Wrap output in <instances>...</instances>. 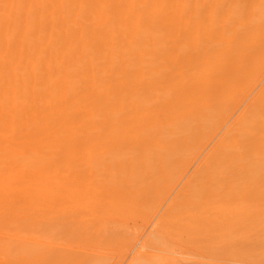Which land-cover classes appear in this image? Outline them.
Masks as SVG:
<instances>
[{
	"label": "rangeland",
	"instance_id": "374dc122",
	"mask_svg": "<svg viewBox=\"0 0 264 264\" xmlns=\"http://www.w3.org/2000/svg\"><path fill=\"white\" fill-rule=\"evenodd\" d=\"M13 1H15V3L11 0H0V11L2 10L4 15H0V36L2 35L0 37V44H2L5 41L4 38L7 37L9 48L5 50L7 56H5V51L0 50V53L3 52L5 54L3 55L4 59L1 57L3 60V63H1L6 64L7 67L9 57L13 53L16 54V48H19L21 55H23V57L21 56L22 59L20 58L22 62L19 60L21 65L17 62V65H19H15L17 68L14 67L16 71L21 72L22 75L20 74V76L23 77L26 74L28 75V77L26 75L24 78L26 80L24 85L26 84L25 90L30 93H23L24 91L19 93V91L22 90L14 91V94L11 93L15 88H12L13 90L11 91V89H8L11 87L10 85L12 84L13 87H16L14 83H12L13 80H11L10 85L8 84L9 80H7L8 85H5L7 86L6 91V87L4 86V84H6L5 78L14 76L12 73L16 71L14 67L11 69L8 66L6 69L5 66L3 68L0 66V71H3L2 73L4 74L8 70L7 75H9L6 76L5 73V76L2 78L3 75H1L2 73L0 72V101L4 103V108H10L8 106L12 100L18 99L19 101L17 97L22 98L25 96V99H28H26L28 102H26V105H29V107L25 109V105V107L23 106L24 108L21 107L22 104L25 103H20L21 109L19 111V107L17 108L18 102L16 101L14 104L12 101V114L7 108H5L6 111L3 109L6 114H11H8L10 115V119L8 116H5V119H3L4 117H0L3 119L0 120V264H264V168H258L257 170L260 172L259 173L256 170L259 166L258 164V166L255 165L256 167L254 169V166L251 167L253 164L261 163V161L264 160V5L261 6V4H259L260 0H247L250 1L248 6L246 5L247 2L244 6L241 1V5L247 10L245 12L244 9V13L241 15L242 17L237 19H232L233 17L227 18L226 15L229 14L233 6L235 8L237 1L240 3V0H229L232 2V4L229 5L226 0H197V2L189 0L188 3L186 2L184 4L180 3L181 1L165 0V4L163 3L158 7L155 4L152 6L148 5V8L145 6L144 11L147 15L150 13L152 15L153 13L155 15H161L164 11L176 14L184 13L182 19L184 22L182 24L186 23L187 29L190 28V30L193 29L197 31L195 37L200 40V43H202V38L209 35V39L212 40H209L210 44L216 46L214 51H209L205 54L200 51H198V53H193L195 50L190 51V58L185 62L182 61V63L178 64L175 68L171 67L169 63H165L167 68L166 75L160 78L153 88V91L157 90V92L152 94L154 92L151 90L150 92L152 93H149V95L148 93L145 94V96L148 97H145L147 100L138 103L139 101L134 102L135 99L131 101L130 96L132 95H126L127 92L128 94L131 93V91L129 92L131 84H136L138 81L116 80L117 77L115 78L114 75L115 72L121 74L129 73L128 77L137 79L143 77L140 74L141 72L145 75L143 78H146V75L149 73H146L145 65H147L150 56L155 54V52L149 55L150 49H148L145 55L138 57L140 51L127 50L124 46L128 44L124 43L122 40L116 41L118 45L122 43L123 58L119 57L120 59L116 58L114 60L117 66V69L114 71L109 70L110 67L108 66L109 60H112L110 54L113 51H110V49L108 50V48L104 49L103 47V50H99L97 55L94 56L93 61L102 66L101 72L96 73L101 76H107V79L105 78L103 81L100 80L101 82L96 79V81L99 82L95 83L96 81L91 74H94V72L89 71L93 69L86 68V82L83 83L85 86L87 84L91 93L96 89L95 92L97 91L98 95L101 94L107 99V102H109L111 106H108L107 103L106 105L104 104V108H101L100 100V103L97 101L95 104H98L97 106H99L102 111L108 110V114L105 112L108 118H103V114L105 113L103 112L102 114V111L99 110V112H101H97L99 113L97 115L99 118L96 119L97 122L95 117L92 121V117L89 115V111H93L92 106H95L94 102L92 104V101L100 97L98 98L96 96L97 93H93L97 97L94 98V95L90 93L91 96H93V100L91 101V99H89L91 96L88 95L90 90L87 86L84 88L85 86L82 87L81 85V89H78V92L75 91L77 92L76 96L74 92L72 94L74 97H72V95V98L69 97L71 92L67 90L69 94H64L66 92H62V94L64 96L68 95L67 97L71 99L67 100V98L64 99L65 97L58 96L60 100H64L60 101L58 98H54L58 99V102H55V100L52 102L55 104L50 105V108L55 106L58 108L61 107L60 109H62L63 107L66 109L64 112H67V108L71 109L72 107L73 109L75 106L72 112L69 110L70 112L65 113H71L72 115L68 114L71 117L65 115L63 110L59 111L64 114L63 118L65 120L62 119L64 124H61L62 121L59 123L60 119L57 121V110L52 109L49 111L47 109L48 107L42 103V100L48 95L46 89V93L42 90L48 88L52 83L50 82L47 87H41L43 84H46V82V85H48L49 82L48 80H45V83L43 80L40 82L44 74H38V72H41V68L38 64L40 69H37V65L34 67L36 68L37 75L34 72L35 69L33 70L31 67H25V60H23V58H26V47L24 45L26 42L28 43L29 40L25 42V40L20 41L19 39L20 35H22V31H24V26L22 27V22H24L25 19L24 16L27 17V13L30 12L34 19L37 18L35 19L36 21L33 20V22L37 23L38 21L45 25L44 38L47 37L48 34L53 35H49V39L45 38L47 42L42 40L44 39L43 37L41 38L43 34L41 36L33 34V38L29 36V38L32 39V44L30 43L29 45L33 46L36 42L35 45H38L39 52H41L42 49L44 54L49 52L48 49H50L49 47L44 49L43 45H45V43L46 47L55 44L53 47H56V49H58V46L64 48L66 47L65 39L67 35L69 33L73 34V38L75 37V39H77L78 36L76 31L79 29L77 30V28L74 27L75 24L72 26L71 23L68 22L69 25L67 27L73 32H66V34H64L66 30L64 31L63 27L67 24L60 30L58 29L61 27H58V25H55L57 27L50 25L52 30H56L55 34L58 33V35L56 34L58 39H56V37L53 38L55 35L53 34L54 30L52 31L53 33H48L50 31L48 26L50 22L53 23L56 19V14H58L59 17V10L57 11V8L61 5L60 3L58 7L53 5L56 10L54 9V11L52 7V11L50 12H54L51 16L55 18H50V21H48L49 19L46 18H49L50 13L46 17L47 14H44V10L43 12H39L42 7L38 8V4H35L36 1L34 2L36 7L34 5H31L32 8L31 6L29 7L33 12L28 10L29 12L27 13V5L24 6L25 8L22 7L18 12L15 9H11L13 4H17L18 2V0ZM68 1L63 0L64 4H67ZM110 2L106 3L103 9H105V11L107 10V13L110 11L109 14L111 13L113 15L111 12L113 2ZM80 4H83V2ZM212 4L215 7L224 6V12L208 14ZM226 5L227 7L230 6L229 9H227ZM83 6L84 5H82V7ZM133 11L134 8H125L122 10L123 13L129 14L131 23L136 21L132 15ZM7 12L11 15L7 14ZM15 12L16 14L22 12V16L19 17L20 19H17V24L16 20L13 19L14 22L11 21L15 16ZM23 12L27 14V16L23 15ZM259 12L262 19L260 18V14H258ZM248 13H250V16L246 17L249 15ZM252 14L253 17H251ZM40 19L42 21H40ZM51 19L53 20L51 21ZM26 20L32 22L30 19ZM58 20L59 18L56 19L55 24H60ZM235 20H237V23ZM29 21L28 24L25 21L24 25L25 23L30 25ZM226 23L233 25L235 28L233 29L234 31L238 30V28H236V24H238L240 29L235 33H242L244 35L241 36V38L240 36L238 38H235V36L234 39L231 38L233 35L231 31L225 28L227 27L225 25ZM14 26L16 27L14 28ZM85 26L89 25L85 24ZM20 27H22V29ZM29 27L25 26V28L28 29ZM221 27L224 28L222 29ZM246 27L251 29L249 30ZM2 28H4L7 33L8 31L12 32L13 29L16 30L17 32L15 31V33H13L14 38H12L9 33H5L6 36L3 37L2 32L5 31ZM242 28H246L247 30H243ZM65 29L68 28L65 27ZM18 30H20V32ZM26 31L29 33L27 29ZM245 31H247V33ZM182 34L185 36H182L181 33L177 35V39L179 38L178 40L180 42H182V39L189 41L193 37L183 32ZM25 35L28 36L27 33ZM26 36L21 38H26ZM72 36L71 40H73ZM116 36L117 37L114 39L117 40L119 36ZM188 37H190V39ZM50 38L53 40H50ZM54 40L57 41L52 42ZM22 42L25 43L22 44ZM113 42L114 40L112 43ZM247 42L248 44H253L254 47H259L260 45L262 50L258 47H256L257 49L252 47L256 53L258 52L257 54H253V50L250 47L248 51L250 53H248L243 50V48L247 46ZM47 43L49 44L47 45ZM232 44L233 46H231ZM1 47L0 45V48ZM229 47L235 50L237 47L239 53L237 55L232 54L231 57L226 53L228 49L231 50ZM72 49L73 48H71V50ZM62 51L63 53L68 52L66 48ZM235 55L237 57H235ZM0 56H2V54ZM230 59H235L236 61L232 60L231 62ZM237 60H239V64ZM53 62L58 63L54 60ZM53 62L51 61L49 63L52 65V69L51 65L48 67L51 74L54 77H61V75L56 73L58 66L56 67ZM138 63L141 65L138 66ZM142 63L144 65H142ZM129 64H131L130 68L128 67ZM70 66L66 68V74H71V72L74 71V65ZM71 69L73 71H70ZM140 69H142V71H140ZM215 69L217 71L222 69L221 71L223 72L219 71V73H216ZM225 70L227 73L224 72ZM69 74L65 76L69 77ZM218 74H222V79L218 78ZM211 75L213 78L209 79ZM35 76H38L40 83L37 82L38 78ZM14 77H16L17 81L20 78L19 75ZM26 77L29 78L28 82ZM33 77L35 79L37 78L36 82L37 86L40 87L39 89L42 88L41 92H37L38 87L35 89L37 90L36 94L38 98L34 91L32 89L30 90L33 83V81L30 80H34ZM54 77L53 82H56L55 79L57 78ZM62 77L61 80L60 78L57 80L68 82L70 81L68 79L73 76L65 78L67 80L64 79V76ZM148 77L149 76H147V78ZM91 78L93 80H91ZM198 78L209 80H198ZM78 79H80V77ZM118 79L123 78L119 77ZM147 80L145 81V85L149 84V78ZM19 81V84H22L21 79ZM71 81L77 82V80ZM127 81L131 83H127ZM142 81L143 80L140 82L142 83ZM124 82L126 83L124 84ZM2 83L3 85H1ZM27 83L29 90L26 88ZM121 83L122 85L124 84V87L119 85ZM16 84H18V82ZM19 84L16 89H23ZM34 84L35 80L33 87L36 86V84ZM133 85L131 87H134ZM138 85L136 88L140 87ZM126 86H128V88ZM3 87H5V89L1 90ZM75 87L73 89H75ZM90 87H94L93 90ZM150 88L152 89V86ZM116 89L119 90L117 94L115 93ZM135 89V92H133L135 94L133 96L136 97V93H138L136 90L138 91V89ZM145 90L150 89L146 88ZM2 91L4 93H2ZM31 93L32 96L34 94L35 96L33 97L37 99H31ZM162 94L164 95L163 97ZM137 95L139 96L141 94ZM167 95L171 96L168 97ZM10 96L11 98H9ZM48 97L46 98L47 100H49L51 96L49 99ZM209 97L212 98L211 101L208 100ZM145 98H143V100ZM6 99L8 101H6ZM75 99L77 100L75 101ZM21 100L23 99H20V102ZM47 100H44V103L46 102L47 104ZM50 100H52V98ZM87 100H90L89 103ZM138 100L142 99L138 98ZM168 100L169 103L166 104ZM5 102H7V104ZM83 102H85V104H82ZM31 103L34 104L35 107L31 108ZM104 103L106 102L104 101ZM48 104H51V102H48ZM86 104L88 106L89 104L92 105L89 107L92 110L87 109L88 106L85 109ZM14 105L17 106L14 108ZM95 107L93 108L95 109ZM0 108L2 109L3 106ZM30 108L31 110L29 111ZM75 108L77 109L75 110ZM1 109L0 115L3 116L2 114L4 112L1 111ZM14 109H18L19 115L18 112H13ZM22 109L26 110L25 114H22L24 113L21 112L23 111ZM97 109L95 111H97ZM212 109L214 112L211 111ZM109 110L111 111L109 112ZM208 110L210 113L207 112ZM179 112L181 113L178 114ZM185 112H188L189 115ZM97 113L93 114L96 115ZM67 116L73 122L72 126L74 131H78L79 129L78 132L72 131L73 129L71 130V125L69 123L72 122L65 125ZM89 120L90 123L91 121L93 123L95 122L96 129L93 126V130L90 129L91 124L88 123ZM109 122H116L115 125L117 129L115 125H113V128L109 127ZM172 123L174 126L171 125ZM59 124L61 126L63 125V130L64 125L69 129L64 132L63 130L59 131L58 129L61 128ZM57 126H59V128H57ZM111 128L115 129L112 130ZM177 128L179 130H177ZM183 129L186 132L183 131ZM175 130L177 132H175ZM67 131L69 135L66 133ZM172 131L174 136L172 135ZM192 131L193 133H191ZM73 132L74 134L72 135ZM164 132L167 133L165 134ZM167 134H169V136ZM70 135L73 136L72 139L74 141L70 140L72 137ZM68 136L69 139L66 138ZM110 136H114V138L116 136V138H118L114 141V138L109 139ZM141 136L148 139V142L145 143L146 146H143L144 149H141V147L140 149H135L133 143H131L130 147V144L127 145L128 141L133 142L137 141L136 139H142ZM76 137L78 139H76ZM63 138L64 141H62ZM66 139L68 141H66ZM108 139L110 143H108L109 141L106 142ZM103 141L105 143L101 144ZM60 142L62 144H60ZM63 142L65 143L63 144ZM55 143H58L59 146L55 145ZM169 143L173 144L174 149L177 147L179 149L181 148V150L178 149V151H176L178 153L182 152L180 156H178V153L176 154L172 147H169ZM150 145L154 146V148L152 146L151 148ZM178 145H180V147ZM165 146H167V148ZM156 147L158 148L156 149ZM105 149H108V152H106ZM162 149L164 151H162ZM171 149H173L176 154L174 155L176 157H172V159L174 158L172 164L170 163L172 166L169 164V167H166V169H161L160 165H164L162 160H155L157 171L154 170L155 175H151L157 180H155L153 176L152 179L150 174V176H147V173V175H143L142 173L140 177H136L140 182H135L137 171H134L133 165L131 166L127 163L121 166L118 164L119 161L121 162L122 159L125 160L129 156H134V158L140 157L144 150V152H149V154H151L152 151L153 153H156V151L158 153L159 151V153L164 152L166 154V150L169 152ZM112 150L114 151L112 152ZM116 150H118V152ZM137 153L139 154L137 155ZM113 156H115V158ZM138 158L135 159V161L137 160L136 164L144 161L143 157L142 159ZM93 159H96V161ZM111 159L112 162L113 160L114 162L110 165L108 162ZM151 162L153 165L155 164V162ZM158 162L160 163L158 164ZM262 162L264 163V161ZM128 165H130V167H128ZM157 165H159V169ZM131 167L133 169H131ZM250 168L257 171V174H259L252 173L254 171L250 170ZM160 169L163 171L161 172ZM248 172L252 174L249 175L247 174ZM141 175L144 176L146 182L143 181L144 178ZM156 175H158V177H156ZM145 176L149 177V179L146 180ZM139 178L143 180H139ZM166 186L168 187L166 188ZM137 189L140 193L137 192ZM7 247L9 249H6ZM23 250H27L28 252H24Z\"/></svg>",
	"mask_w": 264,
	"mask_h": 264
},
{
	"label": "bare ground",
	"instance_id": "6f19581e",
	"mask_svg": "<svg viewBox=\"0 0 264 264\" xmlns=\"http://www.w3.org/2000/svg\"><path fill=\"white\" fill-rule=\"evenodd\" d=\"M12 2H14L15 3V1H13V0H11ZM17 1V0H16ZM36 1V5L38 6V8H40V7H42V8H40V10H39V12L41 11V12H43V10H44V14L46 15V17L48 16V14L50 13V15H49V18H46V19H49L48 21H50V18H55V17H52L51 16V14L53 15V13L54 12H50V11H52V7H53V5L54 6H56V7H58L59 6V3L61 4L58 8H57V11L59 10V17H58V14H56L55 16H57L56 17V19L57 18H59V20L58 21H60V24H55L56 23V19L53 21V23H49V26H48V28H49V30L51 31H49L48 33H53V34H55V32H56V30H52V27H50V25L52 26V25H54L53 27H57V26H55V25H58V27H61V28H59L58 30H60V29H62V27L63 26H65V24H67L65 27L66 28H68V29H65V27H63V29H64V31H65V33L64 34H66V32H71L72 30L69 28V27H67L68 25H69V23L68 22H70L71 23V25L72 26H74L73 24H75V26L74 27H76L77 28V30L78 31H76V33H77V36H78V40L77 39H75V37L73 38V34H68L67 35V38L65 39L66 40V47H64V48H66L67 50H68V52H66L67 53V55H66V53H63V49L64 48H62L61 46H58V49H56V47H53L54 45H50V46H45L46 45V43H45V45H43L44 46V49L45 48H50V49H48L49 50V52H47V53H43L42 52V49H41V52H39L40 50H39V47H38V45H35L36 44V42L34 43V45L33 46H30L29 44L32 42L31 40V38H29V36H31L32 38H33V34H35V35H37V36H41L42 34V36H41V38L43 37L44 38V30L46 29V27H45V25L42 23V22H38L37 21V23L36 22H33V20L34 21H36L35 19H37V18H35L34 19V17H33V15H32V13L30 12V13H27V12H29V11H32V6L31 5H34L35 6V4H34V2ZM68 1V0H67ZM113 2V6H112V9H111V12L113 13V15L110 13L109 14V12L107 13L106 11H105V9H103V6L106 4V3H108V2ZM176 1H181L180 3H182V4H184V3H188V1L189 0H176ZM191 1V0H190ZM192 1H195V2H197V0H192ZM227 1V4L229 5V4H232V2H230L229 0H226ZM234 1H237V0H234ZM234 1H233V3H234ZM243 2V5L245 6V3H246V5L248 6V4L250 3V1H247V0H245V1H243V0H240V3L238 2H236V5H235V8H234V6H233V8H231V11H229V14H227L226 16H227V18H229V17H233L232 19H237V18H239V17H242L241 15L244 13V9L245 8H243V5H241L242 4V2ZM8 2V1H7ZM27 2V3H26ZM38 2V3H37ZM39 2H40V4H39ZM81 2H83V4H80ZM110 2V3H111ZM165 0H69L68 1V3L67 4H64V2H63V0H18V2H17V4H13V6L11 7V9H15L17 12L20 10V9H22V7H24L25 5H27L26 7H28L27 9H26V13L28 14V16H27V14H25L24 12V14L23 15H26L27 17H25L24 16V22L26 21L27 22V24H28V21L29 20H26V19H30L32 22H30L29 24L30 25H27L26 23H25V25H24V22H22V27H23V30L24 31H22V35H20V41H22V40H25V42L27 41V40H29L28 41V43L26 42V44L24 45L25 47H26V58H23V60H25L24 61V65H25V67H27V68H30L31 67V69L33 68V70L35 69V74L37 75V73H36V68H34V67H36V65L38 64L39 65V67L41 68H39L38 67V65H37V69H40L41 70V72H38V74H40V73H43L44 74V76H43V79H40V82L43 80V82L45 81V80H48V85H46L47 84V82H46V84H43L42 85V83H41V87H47V86H49V84H50V82L53 84H50V86L48 87V88H44V90H42L44 93H46L45 92V89L47 90V93H48V95L47 96H45V99L44 100H47L46 98L49 96H51L50 97V99L52 98V100H50L49 99V97H48V99L49 100H47L48 102H51V104H48V102H47V104H46V102L44 103V100H42L43 102V104L45 105V106H47L46 108L49 110V111H51L52 109L53 110H57V112H58V114H57V121H58V119H60L59 121V123H61V121H62V119H64L63 117H64V114L65 113H67V112H72V110H74V107H73V109H72V107H71V109L70 108H67V112H64V110H66V109H64L63 107H62V109H60V108H58V107H52V108H50L51 106L50 105H53V104H55V103H52L53 101H55V102H58V96H62V97H65L64 99H66L67 98V100L68 99H71L72 97H74V95L76 96V94H77V92L81 89L80 87H81V85H82V87L83 86H85L84 85V83L83 82H86V68L87 69H93V70H89V71H91V72H94V74L93 73H91L92 74V76H93V79L96 81V79L97 80H101V81H103L106 77L104 76V75H100V74H97V73H99V72H101V69H102V66H100V64H98L97 62H94L93 61V58H94V56L95 55H97V52L99 51V50H103V47H104V49H107L108 48V50L110 49V51H113L110 55L112 56V60H109V64H108V66L110 67L109 68V70H116L117 69V66H116V64L114 63V60L116 59V58H119V57H121V58H123V47H122V43H119V45H118V43L116 42V41H120V40H122V41H124V43H126V44H128V45H126V46H124L125 47V49H127V50H137V51H140L139 53H138V57L139 56H141V55H145V53L148 51V49H150V52H149V55L151 54V53H154L155 52V54H152L151 56H150V59H149V62L147 63V65H145V71H146V73H149L148 75H146V78H147V76H149L148 78H149V87H148V85L146 86L145 85V81L148 79H146V78H143L145 75L143 74V73H141L140 72V74L143 76V77H139V78H135V79H131L130 77H128V75H129V73H124V74H121V73H118V72H115V75H114V77L116 78L117 77V79L116 80H137L138 82L135 84V83H133V84H135V85H133V84H131V86L133 85L135 88H136V86L138 85V86H140V87H142V88H140V87H137L136 89H138V91L134 88V87H131L130 86V90H129V92L131 91V93L130 94H128V92L126 93V95H132V96H130L129 98L131 99V101H134L133 99H135V101L134 102H138V103H140L141 101H145V100H147L146 98H148L147 96H145V94H147L148 93V95H149V93H152V92H150L151 90L153 91V88H154V86H155V83L156 82H158V80L160 79V78H163V77H165V75H166V71H167V68H166V64H168L169 63V65L171 66V67H173V68H175V67H177V65L178 64H180V63H182V61L183 62H185L187 59H189L190 58V54L189 53H191L190 51H193V50H195L193 53H195V52H197L198 53V51H200L201 53H203V54H205L206 52H209V51H214V49H215V47L216 46H212L211 44H210V41L209 40H211V39H209V35H207L206 37H204V38H202L201 39V41H202V43H200V40L197 38V37H195V35L197 34V31L196 30H193V29H191L190 30V28L189 29H187L188 27H187V25H186V23H184V24H182L184 21L182 20L183 19V17H184V13H180V14H176V13H169L168 11H164V13L163 14H161V15H155L154 13H153V15L150 13V14H148L147 15V13L145 14V6H146V8H148L147 6L149 5V6H152L153 4H155V5H157V7L159 6V5H161V4H165ZM229 2V3H228ZM9 3V2H8ZM58 5H57V4ZM224 3H225V1H224ZM63 4H64V6H63ZM139 4V5H138ZM259 4H261V6L262 5H264V0H260L259 1ZM9 5H11V4H9ZM80 5H81V7H80ZM82 5H84L83 7H82ZM31 6V8L29 9V7ZM232 6V5H231ZM258 6H260V5H258ZM4 7H5V5H4ZM36 7V6H35ZM226 7H227V5H226ZM230 7V6H229ZM229 7H227V9H229ZM251 7V6H250ZM25 8V7H24ZM125 8H127V9H131V8H134V11H133V13H132V15L134 16V18H135V20L136 21H134L133 23H131V21H130V19H129V14H125V13H123L122 12V10H124ZM153 8V7H152ZM257 8V7H256ZM260 8V7H259ZM56 10V8L55 7H53V10ZM154 9V8H153ZM7 10V9H6ZM24 10V9H23ZM29 10V11H28ZM54 10V11H55ZM224 10H225V8H224V6L222 7V6H218V7H215V6H213V4L211 5V7H210V11H209V13L208 14H217V13H221V12H224ZM246 10L247 9H245V12H246ZM257 10V9H256ZM259 11V10H258ZM257 11V12H258ZM261 11V10H260ZM33 12V11H32ZM231 12V13H230ZM2 14V16H4L3 15V13H2V10L0 11V15ZM7 14H9V12H7ZM31 14V15H30ZM43 14V15H44ZM249 15L248 16H246V17H249L250 16V13H248ZM254 14V13H253ZM253 14H252V16L251 17H253ZM258 14H260V12L258 13ZM263 14V13H262ZM9 15H11V14H9ZM15 15V16H14ZM13 16V18H12V20L11 21H13L14 22V20H16V24H17V19L20 17V16H22V12H20V13H17L16 14V12H15V14H14ZM29 15H30V17L32 16L33 17V19H32V17L30 18L29 17ZM225 15V14H224ZM256 15H257V13H256ZM51 16V17H50ZM263 16V15H262ZM256 17V16H255ZM225 18V17H224ZM258 18V17H257ZM260 18H261V14H260ZM14 19V20H13ZM20 19V18H19ZM21 19H23V18H21ZM53 19H51V21L53 20ZM250 19V18H249ZM255 19V18H254ZM262 19V18H261ZM260 19V20H261ZM90 20V21H89ZM230 20V19H229ZM228 20V21H229ZM247 20H248V18H247ZM252 20V19H251ZM23 21V20H22ZM40 21H42L41 19H40ZM89 21V22H88ZM179 21V22H178ZM236 21V23H237V20H235ZM86 22V23H85ZM88 22V23H87ZM91 22V23H90ZM234 22V21H233ZM250 22V21H249ZM90 23V24H89ZM85 24H87V25H89V26H85ZM224 24V23H223ZM240 24V23H239ZM60 25V26H59ZM227 27H225L228 31H231L232 33V37H231V35H230V37L231 38H233L234 39V37L235 38H238L239 36H240V38H241V36H243L244 34H242L241 32V34H239V33H235V32H237L240 28H239V26H238V24H236L237 25V27L236 28H238V30L237 31H234L233 29H235L234 28V26L233 25H231V24H225ZM224 25V26H225ZM254 25V24H253ZM261 25H262V23H261ZM264 25V24H263ZM1 26V25H0ZM12 26V25H11ZM25 26L26 27H29V29L28 28H25ZM77 26H79V27H77ZM16 26H14V28H15ZM22 27H20L21 29H22ZM256 27V26H255ZM263 27V26H262ZM222 29L224 28V27H221ZM246 28H248V27H246ZM243 29V30H247V29ZM254 28V27H253ZM2 29H4V28H2ZM20 29V30H21ZM26 29L29 31V33L26 31ZM249 30L251 29V28H248ZM20 30H18L19 32H20ZM70 30V31H69ZM181 30H183V31H181ZM218 30V29H217ZM257 30V29H256ZM4 31L5 32H2L3 33V37L4 36H6V34H10L11 35V37L12 38H14L13 37V33H15V31L16 30H12V32L10 31H8V33H7V31L4 29ZM26 31V32H25ZM53 31V32H52ZM241 31V30H240ZM254 31V30H253ZM263 31V30H262ZM17 32V31H16ZM18 32V33H19ZM24 32V33H23ZM45 32H47V31H45ZM63 32V31H62ZM73 32V31H72ZM71 32V33H72ZM182 32L183 33H185V34H189L191 37H192V39L191 40H189V41H186V40H184V39H182V42H180L178 39H177V35L179 34V33H181V35L182 36H185L184 34H182ZM246 33H247V31H245ZM264 32V31H263ZM262 32V33H263ZM6 33V34H5ZM27 33V35L28 36H26L25 34ZM40 35H39V34ZM230 33V32H229ZM21 34V33H20ZM57 35H58V33H56ZM55 34V35H56ZM239 34V35H238ZM26 36V38H21V37H25ZM53 36V35H51V34H48V36ZM54 35V37L53 38H55L56 37V39H58L57 38V35L55 36ZM62 35H63V33H62ZM115 35V36H114ZM116 35H118L119 36V38L116 40V39H114L115 37H117ZM176 35V36H175ZM2 36V35H1ZM0 36V37H1ZM47 36V35H46ZM45 37V38H47V39H49V37ZM71 36H72V38H73V40H71ZM187 36V35H186ZM3 37H2V39H3ZM64 37H66V36H64ZM230 37H228V38H230ZM246 37V36H245ZM258 37V36H257ZM42 39V40H45L46 42H47V40L46 39ZM122 38V39H121ZM189 39H190V37H188ZM260 38V37H259ZM1 39V38H0ZM5 39V41L2 43V44H0L2 47L0 48V50L1 51H5V50H7V49H9L8 48V41H7V37H5L4 38ZM38 39V38H37ZM52 38H50V40H51ZM123 39H125V40H123ZM243 39V38H242ZM249 39V38H248ZM248 39H247V41H248ZM41 40V39H40ZM53 40V39H52ZM76 40V41H75ZM114 40V44L112 43V41ZM238 40V39H237ZM57 41V40H56ZM55 40L54 41H52V42H56ZM212 41V40H211ZM251 41V40H250ZM257 41V40H256ZM263 41V40H262ZM25 42H22V44L23 43H25ZM236 42V41H235ZM264 42V41H263ZM1 43V42H0ZM117 43V44H116ZM212 43V42H211ZM256 43V42H255ZM254 43V44H255ZM28 44V45H27ZM32 44V43H31ZM39 44V43H38ZM49 43H47V45H48ZM52 44V43H51ZM261 44V43H260ZM264 44V43H263ZM226 45V44H225ZM258 45V44H257ZM112 46V47H111ZM231 46H233V44L231 45ZM245 46H246V44H245ZM256 46V45H255ZM196 49H195V48ZM228 47V46H227ZM244 47V46H243ZM250 47L252 48V47H254L253 46V44L251 45V43H249L248 44V42H247V46L245 47V48H247V49H245V48H243V50H245V51H249V49H250ZM256 47H258V46H256ZM256 47H254V48H256ZM71 48H73L72 50H71ZM188 48H191V49H188ZM194 48V49H193ZM230 48V47H229ZM254 48H252V50L254 49ZM259 49L261 48L260 47V45H259V47H258ZM17 49V53L16 54H12L10 57H9V60L7 61L8 62V66H9V68H11V69H13V67L16 65V66H18L19 64H20V62H22L21 60H20V58H21V56L23 57V55H21V51L19 50V48H16ZM53 51H52V50ZM231 50H227L228 52H226L228 55H232V54H238L239 53V51L237 50V47H236V50L235 49H232V48H230ZM257 49V48H256ZM264 49V48H263ZM188 50V51H187ZM241 50V49H240ZM261 50H262V48H261ZM260 50V51H261ZM73 51V52H72ZM259 51V52H260ZM133 52V51H132ZM241 52V51H240ZM253 52V54H255L256 52H255V50H253L252 51ZM5 54H6V51L4 52ZM3 52L2 53H0V55L2 54V56H0V66H1V68H3L4 66L6 67V64H2L3 62V60H2V58L1 57H3V59H4V56L3 55H5ZM24 53V52H23ZM39 53H41V54H39ZM43 53V54H42ZM225 53V52H224ZM242 53V52H241ZM248 53H250V52H248ZM258 53V52H257ZM256 53V54H257ZM75 54V55H74ZM252 54V55H253ZM40 55H42V56H40ZM226 55V54H225ZM235 55V57H237ZM240 55V54H239ZM243 55V54H242ZM249 55V54H248ZM251 55V54H250ZM5 56H7V54L5 55ZM25 56V55H24ZM75 56H78V57H75ZM227 56V55H226ZM244 56V55H243ZM254 56V55H253ZM252 56V57H253ZM232 57V56H231ZM230 57V58H231ZM75 58V59H74ZM129 58V57H128ZM229 58V57H228ZM239 58V57H238ZM8 59V58H7ZM6 59V60H7ZM22 59V58H21ZM120 59V58H119ZM223 59V58H222ZM221 59V60H222ZM227 59V58H226ZM236 59V58H235ZM235 59H230L231 60V62H232V60H235ZM240 59H241V56H240ZM239 59V60H240ZM19 60H20V62H19ZM53 60L54 61H57L58 63H56V62H53ZM74 60V61H73ZM76 60V61H75ZM78 60V61H77ZM239 60H237V63L239 64ZM248 60V59H247ZM246 60V61H247ZM5 61V60H4ZM53 62V64L57 67L58 66V68H57V74L58 75H61V77H54L52 74H51V72H50V70H49V68L48 67H50V65L51 64H49L50 62ZM236 61V60H235ZM242 61V60H241ZM245 61V60H244ZM250 61V60H249ZM2 62V63H1ZM17 62H19V64L17 65ZM159 62H161V63H159ZM216 62V61H215ZM224 62V61H223ZM225 62H226V60H225ZM229 62V61H228ZM57 65H56V64ZM163 63V64H162ZM166 63V64H165ZM221 63V62H220ZM230 63V62H229ZM234 63V62H233ZM246 63V62H245ZM23 64V63H22ZM59 64V65H58ZM21 65V64H20ZM34 65V66H33ZM70 65H74V67H73V70L71 69L70 71H73V72H71V74H69V73H67V74H69V77H71V76H73V77H71L70 79H68V80H70V81H68V82H63V81H60L61 80V78H63L62 76H64V79L65 78H69V77H66L65 75H67L66 74V68L67 67H69ZM139 65H141V64H139L138 63V66ZM142 65H144L143 63H142ZM222 65V64H221ZM8 66L6 67V69L8 68ZM15 66V67H16ZM138 66H137V68H138ZM243 66V65H242ZM245 66V65H244ZM14 67V70L17 68H15ZM71 67V66H70ZM128 67L130 68L131 67V64H129L128 65ZM51 69H52V65H51ZM232 69V68H231ZM1 70V69H0ZM216 70V69H215ZM214 70V71H215ZM219 70V69H218ZM222 70V69H221ZM221 70H219V71H221ZM5 71V70H4ZM8 71V70H7ZM7 71L4 73L6 76H9V75H7ZM16 71V70H15ZM140 71H142V69H140ZM219 71H215L216 73L218 72L219 73ZM235 71V70H234ZM236 71H237V69H236ZM1 73L3 72V71H0ZM97 72V73H96ZM221 72H223V71H221ZM225 73H227L226 72V70L224 71ZM229 72V71H228ZM9 73V72H8ZM16 73V74H15ZM15 73H12L14 76H17V75H19V80L21 79V81H22V84H19V80L17 81V79H16V77H14V76H10V77H8V78H5V82H6V84H4V86L5 85H10V83H11V80H13V82L12 83H14V86H16V87H18V84L20 85V86H22L23 87V89L22 88H18V89H16V87H13V85L11 84L10 86V88H8V89H11V91L13 90V92H11V93H13L14 94V91H18V90H22V91H19V93H22L23 91V93H27V92H29V91H27V90H25V86H26V84L24 85V83H26V80L24 79L25 78V76L27 75H25V76H20V74H21V72H18V71H16ZM89 73V74H90ZM225 73H223V74H225ZM237 73V72H236ZM3 73L1 74V75H3L2 76V78L5 76ZM11 74V73H10ZM11 74V75H12ZM90 74V75H91ZM213 74H214V72H213ZM212 74V75H213ZM231 74V73H230ZM233 74H235V73H233ZM232 74V75H233ZM1 75H0V77H1ZM22 75V74H21ZM42 75V74H41ZM71 75V76H70ZM97 75H100V76H97ZM210 76L209 77V79L210 78H213V76ZM39 76V75H38ZM38 76H35V77H37L38 78ZM68 76V75H67ZM94 76H95V78H94ZM220 76V77H219ZM221 76H222V74L220 75V74H218V78L219 79H222L221 78ZM27 77H28V75H27ZM26 77V79H28L27 80V82L29 81V78H27ZM53 77L54 78H57V79H59L60 78V80H57V79H55L56 80V82H53L54 81V79H53ZM74 77H76V78H74ZM80 77V79H78ZM104 77V78H103ZM119 77H122L123 79H118ZM226 77H227V75H226ZM32 78V77H31ZM30 78V79H31ZM34 78V77H33ZM36 78V79H37ZM88 78V77H87ZM223 78H224V75H223ZM36 79L34 78V80H35V84H36V86L35 87H33V83H34V80L33 79H31L30 81H33V83H32V88H30V90L32 89L33 91H34V93H35V95L37 96V94H36V91L37 90H35L37 87H38V91L37 92H41V89H39L40 87L39 86H37V82H39V78H38V80H37V82H36ZM89 79V78H88ZM92 78H91V80H93ZM107 79V78H106ZM209 79H205V78H202V79H200V78H198V80H209ZM215 79L217 80V78L215 77ZM7 80H9V82H8V84H7ZM25 82H24V81ZM65 80H67V79H65ZM71 80H77V82L76 81H71ZM79 80V81H78ZM141 80H143L142 81V83L140 82ZM3 81H4V79H3ZM15 81H16V83L18 82V84H16L15 83ZM99 81H96L95 83H97V82H99ZM100 81V82H101ZM148 81V80H147ZM39 82V83H40ZM44 82V83H45ZM69 82H72V83H69ZM30 83V82H29ZM123 83V82H122ZM122 83L121 84H119L121 87H124V84L126 83V82H124V84L122 85ZM127 83H131V82H128L127 81ZM31 84V83H30ZM29 84V85H30ZM34 84V85H35ZM80 84V85H79ZM142 84H144V85H142ZM1 85H3V83L1 84ZM52 85V86H51ZM88 85H89V83H88ZM207 85V84H206ZM19 86V87H20ZM76 86V87H75ZM77 86H79V87H77ZM86 86H87V84H86ZM86 86L84 87V88H86ZM91 86V85H90ZM152 86V89L150 88ZM5 87H6V89H5ZM5 87H3V88H1V90L2 89H5L6 91H7V86H5ZM75 87V89H73ZM120 87V88H121ZM127 88H128V86H126ZM144 87V88H143ZM148 88V89H150V90H145L146 88ZM13 88V89H12ZM26 88H28V90H29V86H28V83H27V87ZM87 88H88V86H87ZM91 88V87H90ZM93 88L94 87H92L91 89L93 90ZM133 88V89H132ZM156 88V87H155ZM79 89V90H78ZM89 89V88H88ZM87 89V90H88ZM118 89H119V87H118ZM118 89H116V91H115V93L117 94V92L119 93V90ZM134 89L136 90V92H138V93H136V97H138V98H140V99H142V100H138V98H136L135 96H133L135 93H133V92H135L134 91ZM201 89V88H200ZM213 89V88H212ZM67 90H70V94H69V92L67 91ZM90 90V89H89ZM88 90V91H89ZM95 90L96 89H94V94L95 93H97V97L99 98V99H94L93 100V96H91V94H93V93H91V90L89 91V93H88V95L89 96H91V97H89V99H91V101H92V104H93V102H94V104L98 101L99 102V100H100V102H101V104H100V107L101 108H104L103 106H104V104L106 105L107 103H108V106L110 105L109 104V102H107V99L104 97V96H102L101 94V96H102V98H101V96L100 95H98V92L96 91L95 92ZM133 90V91H132ZM33 91H32V93H33ZM73 91V92H72ZM75 91H77V92H75ZM197 91H199V90H197ZM62 92L64 93V92H66V93H64V94H69V97H71V95L74 93V95H72V97L71 98H69V97H67L68 95H63L62 94ZM154 93H152V94H155V92H157V90H154L153 91ZM2 93H4L3 91H2ZM30 93V92H29ZM32 93H31V99H37L38 98V96H37V98L36 97H33V96H35L34 94H33V96H32ZM60 93H61V95H60ZM91 93V94H90ZM162 93V92H161ZM93 94V95H94ZM114 94V93H113ZM137 94H141V95H137ZM21 95V94H20ZM40 95H41V93H40ZM151 95V94H150ZM166 95V94H165ZM199 95V94H198ZM53 96V97H52ZM95 95H94V98H97ZM144 96V97H143ZM156 96V95H155ZM154 96V97H155ZM164 95L162 94V97H163ZM168 97L169 96H171V95H167ZM200 96H202V95H200ZM216 96V95H215ZM214 96V97H215ZM6 97V96H5ZM13 97V96H12ZM16 97V96H15ZM26 97V96H25ZM25 97H17V98H19V101H18V99L17 100H12V99H10V100H12L13 101V103L15 104L16 103V101L18 102L17 103V105H14V108L17 106V108L19 109V111H20V109H21V107H23L24 105L26 106H24L25 107V109H27L28 107H29V105H26V99H25ZM133 97V98H132ZM135 97V98H134ZM146 97V98H145ZM9 98H11V96L9 97ZM14 98V97H13ZM42 98V97H41ZM54 98H58V99H54ZM105 98V99H104ZM128 98V99H129ZM143 98H145L144 100H143ZM210 98V97H209ZM208 98V100H210L211 101V99L212 98H210L209 99ZM4 99V98H3ZM20 99H23V100H21V102H20ZM62 99V98H61ZM64 99H62V100H64ZM102 99V100H101ZM168 99V98H167ZM205 99V98H204ZM1 100V99H0ZM28 100V99H27ZM60 100V99H59ZM62 100H60V101H62ZM77 99H75V101H76ZM137 100V101H136ZM159 100H160V98H159ZM158 100V101H159ZM216 100V99H215ZM6 101H8L7 99H6ZM12 101H11V103H12ZM22 101H24V102H22ZM36 101V100H35ZM88 101V100H87ZM90 101V100H89ZM89 101H88V103H89ZM104 101L106 102V103H104ZM164 101H165V99H164ZM167 101V100H166ZM200 101V100H199ZM1 102V101H0ZM85 102H86V100H85ZM85 102H83L82 104H85ZM99 102V103H100ZM110 102H112V101H110ZM207 102V101H206ZM2 103V104H1ZM0 104H1V106L0 107H2L3 106V108L1 109V111H3L4 113L2 114L3 116H1L0 115V117H4L3 119H5V116H8V118L10 117V115L12 114V109H13V106H11L12 104L10 103V105L8 106V107H10V108H7V107H5V108H7L8 109V111L9 112H11V114L10 113H7L6 114V110H5V108H4V103L3 102H1ZM6 104H7V102H5ZM20 103L22 104V103H25V104H22V106L20 107ZM28 103V102H27ZM73 103V102H72ZM91 103V102H90ZM142 103V102H141ZM146 103H147V101H146ZM166 103V102H165ZM169 103V100H168V102L166 103V104H168ZM188 103V102H187ZM213 103H214V101H213ZM212 103V104H213ZM42 104V105H43ZM152 104V103H151ZM194 104V103H193ZM210 104V103H209ZM34 104H32L31 103V108L32 107H35V105L33 106ZM38 105V104H37ZM49 105V106H48ZM74 105V104H73ZM72 105V106H73ZM98 104H95V106L93 105H90L89 104V106L86 104V106H85V109H86V107H87V109H91V108H89V107H91L92 106V109H93V111H89V115H91V117H92V121H93V119H94V117H95V120L96 119H98L99 117H97V115L102 111V109L99 107V106H97ZM173 105V104H172ZM176 105V104H175ZM185 105V104H184ZM205 105V104H204ZM203 105V106H204ZM208 105V104H207ZM211 105V104H210ZM7 106V105H6ZM44 106V107H45ZM111 106V105H110ZM163 106V105H162ZM171 106V105H170ZM196 106V105H195ZM11 107H12V109H11ZM23 107V108H24ZM77 107V106H76ZM82 107H83V105H82ZM93 107H95V109L93 108ZM175 107V106H174ZM184 107V106H183ZM187 107V106H186ZM225 107V106H224ZM31 108L29 109V111L31 110ZM97 108H100V109H97ZM179 108V107H178ZM199 108V107H198ZM209 108V107H208ZM207 108V109H208ZM5 111H4V110ZM11 109V110H10ZM18 109H14L13 110V112H18ZM25 109H22L23 111H21V112H24V113H22V114H25V112H26V110ZM77 108H75V110H76ZM91 109V110H92ZM97 109V111H95ZM109 109H110V107H109ZM166 109V108H165ZM169 109V108H168ZM190 109V108H189ZM201 109V108H200ZM199 109V110H200ZM218 109H219V107H218ZM223 109V108H222ZM60 110H63V112H64V114H63V112H59ZM70 110V111H69ZM99 110H101L100 112H99ZM170 110V109H169ZM174 110V109H173ZM187 110H188V108H187ZM202 110V109H201ZM209 110H210V108H209ZM209 110L207 111V112H209ZM108 111V110H107ZM107 111H102V114H103V112L105 113V112H107ZM111 110H109V112H110ZM184 111V110H183ZM191 111V110H190ZM211 111H213V109L211 110ZM219 111V110H218ZM97 112H99V113H97ZM189 112V111H188ZM188 112H185L186 114L188 113ZM201 112V111H200ZM214 112V111H213ZM28 113V112H27ZM92 113V114H91ZM93 113H97L96 115L95 114H93ZM181 112H179L178 114H180ZM193 113V112H192ZM210 113V112H209ZM8 114H10V115H8ZM21 114V113H20ZM68 114H70V115H72L71 113H68ZM68 114H65V115H68ZM107 114H108V112H107ZM106 113L105 114H103L104 115V117L103 116H101V117H103V118H105L106 117V115H107ZM183 114V113H182ZM18 115H19V112H18ZM70 115H68L69 117H71ZM101 115V114H100ZM188 115H189V113H188ZM190 115H191V112H190ZM67 116V120H68V117ZM169 116V115H168ZM172 116V115H171ZM181 116V115H180ZM195 116H197V115H195ZM205 116V115H204ZM111 117V116H110ZM184 117V116H183ZM7 118V117H6ZM66 118V117H65ZM106 118H108V117H106ZM128 118V117H127ZM189 118H190V116H189ZM205 118H207V117H205ZM2 118H0V120H1ZM2 119V120H3ZM10 119V118H9ZM17 119H18V117H17ZM166 119V118H165ZM170 119V118H169ZM202 119V118H201ZM65 120V119H64ZM67 120H66V123H65V125H67V123H69V122H72V120H70V118H69V121L67 122ZM94 120V121H95ZM171 120V119H170ZM180 120V119H179ZM190 120V119H189ZM189 120H188V122H189ZM199 120V119H198ZM203 120H204V118H203ZM91 121V123H90V120H89V122L88 123H90L91 124V126H90V129H92L93 130V127L96 129V127H95V122L93 123ZM122 121H124V120H122ZM121 121V122H122ZM172 121V120H171ZM183 121V120H182ZM196 121H197V119H196ZM205 121V120H204ZM1 122V121H0ZM96 122H97V120H96ZM116 122H118V121H116ZM116 122H109V127H114L113 125H115V123ZM126 122V121H125ZM164 122V121H163ZM166 122H167V120H166ZM180 122H181V120H180ZM187 122V121H186ZM58 123V122H57ZM194 123V122H193ZM61 124H64L63 123V121H62V123ZM71 126L73 125V122L72 123H69ZM124 124V123H123ZM134 124V123H133ZM132 124V125H133ZM170 124V123H169ZM186 124H188V123H186ZM58 125V124H57ZM64 125V130H63V125L61 126L60 124H59V126L61 127V128H59V126H57V128H59L58 130L60 131V130H63V132L65 131V130H68L69 128L67 127V126H65ZM89 125V124H88ZM96 125H97V123H96ZM171 125H173V123L171 124ZM194 125V124H193ZM196 125H198V124H196ZM207 125V124H206ZM70 126V128H71V130L73 129V126L71 127ZM93 126V127H92ZM174 126V125H173ZM172 126V127H173ZM176 126V125H175ZM183 126H184V124H183ZM186 126V125H185ZM188 126V125H187ZM192 126V125H191ZM92 127V128H91ZM117 126L115 125V128H116ZM169 127V126H168ZM203 127V126H202ZM201 127V128H202ZM111 128V129H112ZM114 128V129H115ZM175 128V127H174ZM179 128H181V127H179ZM185 128V127H184ZM191 128V127H190ZM192 128H193V126H192ZM114 129H112V130H114ZM117 129V128H116ZM122 129V128H121ZM120 129V130H121ZM159 129V128H158ZM163 129V128H162ZM166 129V128H165ZM205 129V128H204ZM174 130V129H173ZM177 130H179L178 128H177ZM72 131H74V129L72 130ZM76 131V130H75ZM74 131V132H75ZM78 131H79V129H78ZM78 131H76V132H78ZM181 131H182V129H181ZM183 131H185L184 129H183ZM196 131V130H195ZM69 132H70V130H69ZM69 132L67 131L66 133L69 135ZM74 132L72 133V135L74 134ZM175 132H177L176 130H175ZM186 132V131H185ZM159 133V132H158ZM165 134L167 133V132H164ZM171 133V132H170ZM169 133V134H170ZM191 133H193V131L191 132ZM195 133V132H194ZM70 134H71V132H70ZM152 134V133H151ZM169 134H167L168 136H169ZM72 135H70V136H72ZM76 136H78L77 134H75ZM123 135V134H122ZM172 135L174 136V134H173V131H172ZM176 135V134H175ZM189 135V134H188ZM194 135V134H193ZM144 136V135H143ZM146 136V135H145ZM148 136H150V135H148ZM171 136V135H170ZM181 136V135H180ZM197 136V135H196ZM121 137V136H120ZM139 137V136H138ZM142 137V136H141ZM194 137V136H193ZM66 138H68L69 139V136L68 137H66ZM73 136L71 137V139L70 140H72V141H74L73 139ZM111 138H114V136L113 137H111L110 136V138L109 139H111ZM118 138V137H117ZM116 138V136H115V138H114V141L117 139ZM135 138H136V136H135ZM135 138H133V139H135ZM146 137H142V139L140 138V140H138V139H136L137 141H133V142H129L128 141V143H127V145L128 144H130L129 145V147L131 146V143H133V146H134V148L135 149H140V147H141V149H144V147L146 146V142H148L147 140V138L145 139ZM185 138H186V136H185ZM188 138H189V136H188ZM74 139H75V136H74ZM76 139H78L77 137H76ZM106 140V142L107 141H109L108 143H110V140ZM122 139H124V138H122ZM152 139V138H151ZM180 139V138H179ZM88 140H90V139H88ZM87 140V141H88ZM129 140V139H128ZM159 140V139H158ZM169 140H170V138H169ZM178 140V139H177ZM62 141H64V138H63V140ZM66 141H68L67 139H66ZM71 141V142H72ZM76 141V140H75ZM111 141H113V140H111ZM130 141H131V139H130ZM154 141H156V140H154ZM160 141V140H159ZM171 141V140H170ZM184 141H185V139H184ZM162 142V141H161ZM169 142V141H168ZM191 142V141H190ZM189 142V143H190ZM65 142H63V144H64ZM105 142L103 141V143H101V144H104ZM107 143V144H108ZM112 143V142H111ZM115 143V142H114ZM175 143V142H174ZM60 144H62L61 142H60ZM116 144V143H115ZM122 144V143H121ZM161 144H163V143H161ZM181 144V143H180ZM55 145H57V146H59L58 145V143L56 144L55 143ZM106 145V144H105ZM120 145V144H119ZM123 145V144H122ZM121 145V146H122ZM169 145V147H172L173 149H174V147H173V144H171V143H169L168 144ZM177 145V144H176ZM182 145V144H181ZM117 146H118V144H117ZM144 146V147H143ZM152 145H150V147H151ZM175 146V145H174ZM179 147H180V145H178ZM122 147H124V146H122ZM143 147V148H142ZM153 148H154V146H152ZM151 147V148H152ZM166 148H167V146H165ZM106 148V147H105ZM158 147H156V149H157ZM165 148V149H166ZM184 148V147H183ZM182 148V149H183ZM112 149V148H111ZM120 149H123V148H120ZM124 149H126L125 147H124ZM161 149V148H160ZM170 149V148H169ZM173 149H171V150H169V152H168V150H166V154L163 152V153H159V151H158V153H157V151H156V153L154 152L153 153V151H152V153H151V151H150V153L151 154H149V152L147 153V152H144L143 151V153H142V155H140V159H142V157L144 158V161L143 162H141V163H138V164H136V162H137V160L135 161V159H137L138 157H137V155L140 153H137V155H136V157L137 158H134V156L132 157H127L125 160H123V162H122V160H121V162L119 161V165H125V164H130L132 167H134V171H137L136 173H137V176L135 175V179H136V181L135 182H137L138 181V178H136V177H140V174H142L143 173V175L145 174V175H147V176H150L151 174H153V175H155L154 173H155V171H157L156 170V167H155V165H156V161L155 160H159V159H161L162 160V163L164 164L163 166L162 165H160L161 166V169L162 168H165L166 169V167H169V164L171 163L172 164V161L174 160V158L172 159V157H176V156H174V155H176L178 152H176V151H178V147L176 148V149H174V151L176 152V154H175V152L173 151ZM187 149V148H186ZM106 150V149H105ZM108 150V149H107ZM106 150V152H108ZM151 150V149H150ZM179 150H181V148L179 149ZM183 150H185V149H183ZM182 150V151H183ZM114 150H112V152H113ZM117 152H118V150H116ZM115 151V152H116ZM138 151V150H137ZM140 151H142V150H140ZM146 151H147V149H146ZM162 151H164L163 149H162ZM104 152V151H103ZM168 152V153H167ZM110 153V152H109ZM120 153V152H119ZM181 153L182 152H180V153H178L179 155L178 156H180L181 155ZM103 154V153H102ZM105 154V153H104ZM107 154V153H106ZM113 154V153H112ZM115 154H117V153H115ZM123 154V153H122ZM126 154V153H125ZM132 154V153H131ZM134 154H135V152H134ZM162 154H164V155H162ZM114 155V154H113ZM129 155V154H128ZM125 156V155H124ZM220 156V155H219ZM114 158H115V156H113ZM119 157V156H118ZM224 157V156H223ZM111 158V157H110ZM124 158V157H123ZM138 158V159H139ZM189 158H191V157H189ZM100 159V158H99ZM180 159V158H179ZM93 160H95L96 161V159H93ZM104 160V159H103ZM118 160V159H117ZM153 161V163L155 162V164L153 165L152 164V162L151 161ZM161 160H160V162H161ZM183 160V159H182ZM99 161V160H98ZM105 161V160H104ZM107 161H109V160H107ZM134 161H135V163H134ZM180 161V160H179ZM234 161V160H233ZM262 161H264V160H262ZM261 161V163H255V164H253L251 167H253V169L256 167V166H258L257 168H256V170L258 169V168H264V163ZM113 162H114V160H113ZM113 162H112V159L108 162L110 165H111V163L113 164ZM160 162H158V164L160 163ZM181 162V161H180ZM174 163H175V161H174ZM170 164V165H171ZM258 164V165H257ZM130 165H128V167H130ZM256 165V166H255ZM158 166L159 165H157V168H158ZM165 166V167H164ZM172 166V165H171ZM223 166V165H222ZM231 166V165H230ZM96 167H98V166H96ZM131 167V169H133ZM160 168V167H159ZM158 168V169H159ZM181 168V167H180ZM137 169V170H136ZM161 169H160V171H161ZM164 169V170H165ZM175 169V168H174ZM221 169V168H220ZM155 170V171H154ZM170 170V169H169ZM168 170V171H169ZM182 170V169H181ZM250 170H252V168H250ZM249 170V171H250ZM133 171V170H132ZM152 171H153V173H152ZM163 171V170H162ZM161 171V172H162ZM252 171H254V172H252ZM252 171H250V172H252V173H256L257 174V171H255V170H252ZM96 172V171H95ZM149 172V173H148ZM151 172V173H150ZM259 172V171H258ZM263 172H264V170H263ZM135 173V174H136ZM147 173V174H146ZM252 173H250L249 174V172L247 173V174H249V175H251ZM260 173V172H259ZM258 173V174H259ZM150 174V175H149ZM257 174V175H258ZM143 175H141L143 178H144V176ZM153 175H151V178H152V176ZM163 175V174H162ZM229 175V174H228ZM236 175V174H235ZM165 176H166V174H165ZM179 176V175H178ZM244 176V175H243ZM146 177V176H145ZM154 177V176H153ZM156 177H158V175H156ZM160 177V176H159ZM195 177V176H194ZM237 177V176H236ZM161 178V177H160ZM167 178V177H166ZM141 178H139V180H140ZM147 179H149V177H146V180ZM153 179V178H152ZM154 179H155V177H154ZM141 180H143V179H141ZM155 180H157V179H155ZM143 181H145V178H144V180ZM142 181V182H143ZM149 181V180H148ZM167 181V180H166ZM138 182H140V181H138ZM146 182V181H145ZM135 184V183H134ZM149 184V183H148ZM138 185H140V184H138ZM147 185V184H146ZM145 185V186H146ZM142 186V185H141ZM163 187V186H162ZM168 186H166V188H167ZM116 188V187H115ZM118 188V187H117ZM114 189V188H113ZM141 190V189H140ZM161 190V189H160ZM111 191V190H110ZM139 190L137 189V192H138ZM166 191V190H165ZM134 193V192H133ZM138 193H140V192H138ZM146 198V197H145ZM150 198V197H149ZM147 202V201H146ZM141 203V202H140ZM145 205V204H144ZM6 249H9L8 247L6 248ZM28 250V249H27ZM27 250H23L24 252L25 251H27ZM30 251H32L31 249H29ZM28 252V251H27ZM53 252V251H52ZM29 253H31V252H29ZM53 253H55V252H53ZM137 260V259H136ZM138 262V261H137ZM141 264V263H140Z\"/></svg>",
	"mask_w": 264,
	"mask_h": 264
}]
</instances>
